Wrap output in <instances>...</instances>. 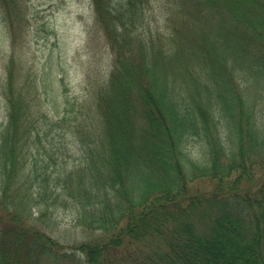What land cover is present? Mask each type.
Masks as SVG:
<instances>
[{
	"label": "trees",
	"instance_id": "16d2710c",
	"mask_svg": "<svg viewBox=\"0 0 264 264\" xmlns=\"http://www.w3.org/2000/svg\"><path fill=\"white\" fill-rule=\"evenodd\" d=\"M142 2L92 0L114 57L94 92L96 122L91 100L58 121L70 119L77 156L66 160L43 113L29 164L22 154L6 172L7 143L25 131L5 96L0 264H264V0H167V31L148 28L135 57ZM11 177L23 188L17 214ZM51 206L100 236L50 239L35 222Z\"/></svg>",
	"mask_w": 264,
	"mask_h": 264
},
{
	"label": "rangeland",
	"instance_id": "374dc122",
	"mask_svg": "<svg viewBox=\"0 0 264 264\" xmlns=\"http://www.w3.org/2000/svg\"><path fill=\"white\" fill-rule=\"evenodd\" d=\"M142 7L143 21L130 31L136 40L132 44L135 57L139 53L138 41L146 40L148 28L167 31V0H143ZM104 19L97 18L92 0H7L5 6L0 2V124L7 109L5 96L11 94L21 108L19 130L25 131V137L7 143L13 164H9L6 172L17 168L22 154L29 164V152L34 147L33 128L44 126L43 113L48 120L56 122L48 135L65 142L69 154L66 160L78 155V147L71 142L75 138L68 132L70 119L58 121L72 104L77 106L91 100L89 105L96 122L94 92L107 78L114 57ZM77 121L73 119L72 126L76 127ZM190 148L194 151L190 154L197 157L196 145L191 144ZM8 182L7 195L13 202L18 201L11 211L17 214L21 211L19 199L23 188H18L14 177ZM26 207L33 216L39 214V205ZM49 209L43 222L35 223L64 247L100 236L98 230L76 225L71 208L58 206L54 210L51 206Z\"/></svg>",
	"mask_w": 264,
	"mask_h": 264
}]
</instances>
